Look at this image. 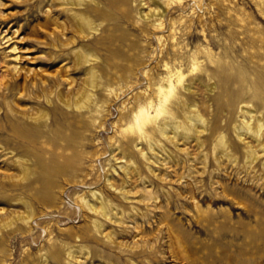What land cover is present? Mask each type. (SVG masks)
<instances>
[{
    "label": "rangeland",
    "instance_id": "obj_1",
    "mask_svg": "<svg viewBox=\"0 0 264 264\" xmlns=\"http://www.w3.org/2000/svg\"><path fill=\"white\" fill-rule=\"evenodd\" d=\"M74 7L0 0V264H264V157L249 167L234 129L241 106L264 116V0ZM167 69L172 133L126 130Z\"/></svg>",
    "mask_w": 264,
    "mask_h": 264
},
{
    "label": "bare ground",
    "instance_id": "obj_2",
    "mask_svg": "<svg viewBox=\"0 0 264 264\" xmlns=\"http://www.w3.org/2000/svg\"><path fill=\"white\" fill-rule=\"evenodd\" d=\"M55 1H57V0H55ZM61 1H62V3L65 4L66 10L69 13H72L74 11L73 8H75L74 6L82 4L83 1H85V0H61ZM177 2H179V1H177ZM174 3H176V2H174ZM60 6L63 7V5H60ZM158 11H154V12L150 11L152 13L151 14L152 18L154 19L152 25L156 28L163 26L162 24H163V20H164V17H163L164 11H160V12H158ZM82 17H84V16H82ZM146 17L147 16H145V15L142 16V18H146ZM150 24H151V22H150ZM61 40H62V37H61ZM63 44L65 45L66 43H63ZM63 44H61V45L63 46ZM166 71H167V76L165 78H163L162 82L159 85H157V84L160 81L157 84L155 83L157 86H153V89L151 90V92H149L150 94H147L146 97H144L143 101L140 104H138V106L136 108L134 107L131 110V118H130L129 125L127 126L126 130H128V128L130 130L134 129L138 135L144 136L148 131L147 130L148 126L150 125L151 128L149 129V131H151L153 133H156L157 131H160L162 129H163L162 134H166L165 133L166 129H170V131L172 133L173 127L168 124V118H163L160 121H156L155 119L157 117H159V115H161V114L165 115V114L169 113V107L172 105L171 100H172V98H174V96H176L175 92L178 91V87H180V86H181V90L185 89V82H184V76H183L184 74H182L180 71H170L169 69H167ZM174 76H175V78H173ZM174 79H175V81H174ZM150 85H152V84H150ZM32 87H33V85H32ZM61 93H59L58 96L60 97L62 104L64 103V105H66V107H70L68 96L64 95V94L62 95ZM76 95H77V93H76ZM80 96L83 97L84 100H82L80 98ZM80 96L78 95L77 97H75L76 101H74V106L76 109L79 108L82 111V108L83 109L88 108V103L90 100H87L86 98H84L82 92H81ZM239 109H240V113H241L240 115H241L242 119H241V121H238L239 124L235 125L234 129L236 131L235 132L236 137H237L236 139L238 140V142H241L244 146V149L242 151H244L245 162L250 167L253 165V163L255 161H259L261 158L264 157V143H263L264 142V116L263 115L260 116L255 111V109L252 108V106H241ZM88 111H89V109H88ZM40 113H42V111L38 112L37 114H35L34 112L30 113V115L28 116V120L30 122H36L43 115ZM85 113H87V112H85ZM85 113H83V115L80 116V118L81 117L84 118ZM89 113L90 112H88V114ZM21 116H22V114H21ZM43 116L45 118L46 115H43ZM39 120H41V119H39ZM79 120L82 121V119H79ZM200 120L203 122L202 118H200ZM36 124H37V122H36ZM36 124H35V126H36ZM25 128H27V127H25ZM22 130H23V133L21 135V138H23V140L25 139L24 141L27 143L30 142L29 140H31V137L34 138L35 134H31L26 129H22ZM17 133H19V132L17 131ZM167 138H169V137H167ZM246 138L247 139L250 138V139L246 140ZM169 139L173 140V137H170ZM129 141H131V140H129ZM252 143H254V145H252ZM244 158H243V160H244ZM39 162H40V160H39ZM261 165L264 168V162H262ZM43 168L46 171H50L51 173L53 172V169H50L47 167H43ZM61 174H64V173L61 171ZM91 194L95 195L94 197L93 196L92 197L95 198L94 200L99 203L100 207L96 208L92 204H89V202H87L85 199H83L82 203L85 204L84 206L89 208L88 210H90V212L92 211L93 213H95L96 217L101 216L103 219H105V220L107 219L111 222L113 221L115 223H118L119 225L124 224V222L121 220L120 215H119L120 217L115 218L117 216V212H115L114 214H110L108 212L109 210H107L106 202L103 200L102 197L97 196L96 193H91ZM79 209H81V208H79ZM111 210L113 211L114 208H112ZM23 218L26 221V223L30 222L32 220L30 218V216H28V215L24 216ZM93 222H94V225L96 226V228L98 229V231L100 232V234H102V236L104 235L106 239L112 238L111 233H109V232H108L109 234H105V233L103 234L102 233V231H103L102 230L103 229L102 223L103 222L101 220L96 218L93 220ZM111 240L114 242L113 239H111Z\"/></svg>",
    "mask_w": 264,
    "mask_h": 264
}]
</instances>
